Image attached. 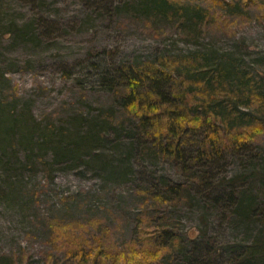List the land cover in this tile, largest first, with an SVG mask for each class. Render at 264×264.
<instances>
[{
	"label": "rangeland",
	"instance_id": "1",
	"mask_svg": "<svg viewBox=\"0 0 264 264\" xmlns=\"http://www.w3.org/2000/svg\"><path fill=\"white\" fill-rule=\"evenodd\" d=\"M111 1L0 0V256L15 258L17 264H46L45 256H51V264H63L64 252L49 242L46 222L53 219L82 224L98 220L100 225L89 228L87 236L102 234L118 248L135 242L138 220L154 219L159 210L150 195L163 190L164 179L187 181L186 172L175 162L141 152L125 136L131 120L114 105V96L94 88L85 73L75 79L78 63H89L102 49L113 50L105 59L116 64L209 46L234 52L249 68L264 69V21L254 19L255 11L230 29L232 35L206 31L196 39L175 32L172 26H145L139 16L113 9L118 0ZM13 20L30 24L35 35L17 41L6 33ZM107 110L116 126L102 124L107 131L89 141L91 149L83 150L81 160L60 154L68 138L73 144L75 137L85 135L83 127ZM8 113L36 132L29 135L23 128L21 137L15 126L10 133L18 135L5 136L12 123L6 120ZM86 121L89 124H81ZM49 129L54 131L46 133L51 141L43 146L41 134ZM67 129L68 138L59 142V132ZM254 145L242 158L225 154L213 172L232 176L264 168V132ZM196 148L190 143L185 155ZM258 151L263 152L262 160L256 156L247 161ZM202 196L193 189L191 207L179 204L165 209L171 228L186 240L198 237ZM204 219L201 229L215 238L209 243L217 253H223L224 244L241 238L215 212H205ZM223 259L216 264H224Z\"/></svg>",
	"mask_w": 264,
	"mask_h": 264
},
{
	"label": "trees",
	"instance_id": "2",
	"mask_svg": "<svg viewBox=\"0 0 264 264\" xmlns=\"http://www.w3.org/2000/svg\"><path fill=\"white\" fill-rule=\"evenodd\" d=\"M116 2L113 9L139 16L145 26H172L175 32L196 39L206 31L232 35L230 29L241 24L251 11H255V20L264 21V0ZM8 25L6 33L17 41L35 35V29L28 23L13 20ZM112 52L102 49L96 51L89 63H78L75 79L78 81L83 72L94 88L111 93L114 105L131 120L125 136L141 152L175 162L186 172L187 181L164 179L163 190L150 195L159 207L156 218L139 219L136 241L121 248L109 243L102 234L86 235L89 228L100 225L98 220H89L87 224L74 220L47 221L49 242L53 249L64 252L63 264H171V260L178 261L175 264H216L222 257L224 264H264V168L253 167L232 176H218L212 170L227 153L242 158V153L256 146L263 134L264 69L249 68L234 52H220L209 46L109 64L105 58ZM1 102L0 98V106ZM110 110L96 114L89 126L87 121L81 123L87 125L81 131L85 135L75 137L73 144L67 136L68 129L59 132L62 136L59 142L68 138L63 148L58 142L60 154L70 156L73 161L81 160L83 150L91 149L89 141L107 131L102 124L116 126ZM7 117L12 123L4 131L5 136L18 135L16 131L10 133L15 126H19L21 137L23 128L29 135L36 132L35 127L21 124L22 120L12 118L10 113ZM52 132L49 129L41 134L43 146L50 143L47 135ZM190 143L197 144V148L186 156L185 148ZM2 144L0 139V147ZM256 156L262 160L263 152L248 155L247 161ZM193 189L203 194L201 228L205 226V212H215L241 236L224 244L223 253H217L214 245H210L209 239L215 238L207 236L204 229L199 228L198 237L186 240L167 220L168 207L179 204L191 207L189 194ZM0 261L17 264L15 258L5 256H0ZM45 261L51 264V256H45Z\"/></svg>",
	"mask_w": 264,
	"mask_h": 264
}]
</instances>
